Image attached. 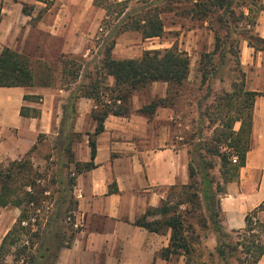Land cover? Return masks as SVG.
<instances>
[{
    "label": "trees",
    "instance_id": "trees-1",
    "mask_svg": "<svg viewBox=\"0 0 264 264\" xmlns=\"http://www.w3.org/2000/svg\"><path fill=\"white\" fill-rule=\"evenodd\" d=\"M43 1L47 6L32 18L33 21L39 20L53 3V0L49 4ZM133 1L137 6L131 5ZM182 3L192 4L188 11L192 19L208 22L214 32V50L202 54L203 82L215 55L224 60L228 53L240 52L233 49V25L248 20L253 31L243 32V38L250 46L264 50V38L255 30L258 13L264 9L261 0H95V4L106 11L101 28L108 30L104 41L107 49L95 73L85 70L81 58L67 54L61 57V87L71 90V94L59 133L51 151L43 157L47 165H37L33 156L39 151V144L47 140L46 134H40L37 143L23 157L0 162V207L14 206L20 210L17 221L0 243V264H58L60 251L71 247L80 230L75 215L77 177L97 167V136L105 130L107 117L130 116L135 91L160 81L169 84L170 94L172 86L184 84L190 74V55L176 45L147 49L138 58L119 59L113 56L117 38L127 31H137L143 39L163 37L166 30L162 14ZM33 7L24 3L23 12L31 15ZM224 29L225 36L221 34ZM237 61L241 65L240 60ZM57 70L52 62L34 60L5 47L0 54V87H51L56 83ZM241 74V82H235L234 94L226 92L221 97L227 110L216 137H199L197 143L184 141L193 146L188 151V182L170 186L160 205L148 208L135 221L151 232L171 231L169 245L160 251L166 260L184 256L185 264H196L192 256L201 241L197 227L211 229L217 235L216 253L224 264L233 258L238 264H258L264 255V222L257 218L258 212L264 209V202L247 214L244 229L228 232L223 225L221 196L228 183L239 179L240 170L246 165L252 143L254 102L258 95L264 94L248 90L245 72ZM110 77L114 78L112 85L108 82ZM82 97L93 99L96 105L93 116L97 127L95 132L88 133L90 161L78 160L75 152V144L82 138V133L74 130L77 101ZM37 98L25 95L27 100ZM169 100H155L138 112L150 117L159 106L173 107ZM21 114L37 117L40 111L23 106ZM205 114L212 123L213 118L206 112L200 114L201 121ZM237 122H240L238 129L235 128ZM233 156H237L236 162ZM218 165L221 180L212 173ZM117 189L116 183L110 186V192Z\"/></svg>",
    "mask_w": 264,
    "mask_h": 264
},
{
    "label": "crops",
    "instance_id": "crops-1",
    "mask_svg": "<svg viewBox=\"0 0 264 264\" xmlns=\"http://www.w3.org/2000/svg\"><path fill=\"white\" fill-rule=\"evenodd\" d=\"M261 2L264 4V0ZM24 3L46 7L42 0H1L0 54L3 48L10 47L33 59L50 61L64 53H77L93 42L106 17L105 9L97 6L95 0H53L41 18L33 21L37 7L27 15L23 12ZM255 30L264 38V9L258 13ZM240 59L246 88L264 93V50L244 41ZM110 79L114 81L113 77ZM70 94L71 90L57 85L0 87V158L23 157L40 134L57 136ZM25 95L39 98L27 100ZM165 95L166 91L160 94ZM23 106L38 108L39 116H23ZM95 106L91 98L77 101L74 130L82 133V138L75 144V152L81 161L91 160L88 133L95 132L97 127ZM141 106L133 99L135 111L130 116L109 115L105 130L97 136V167L79 174L74 190L78 201L76 225L80 230L71 247L60 251L58 264H173L174 259L166 260L160 255L169 245L171 231L151 232L135 221L148 208L158 207L170 186L188 182L189 153L188 149L170 143L171 125L160 121L174 118L170 109L159 108L156 113L159 121H151L137 113ZM114 183L118 189L110 192ZM263 202L264 94H261L254 102L252 143L246 165L241 168L239 179L228 183L221 196L225 230L244 229L247 214ZM257 218L264 222V209ZM175 264H185L184 256ZM258 264H264V255Z\"/></svg>",
    "mask_w": 264,
    "mask_h": 264
},
{
    "label": "rangeland",
    "instance_id": "rangeland-1",
    "mask_svg": "<svg viewBox=\"0 0 264 264\" xmlns=\"http://www.w3.org/2000/svg\"><path fill=\"white\" fill-rule=\"evenodd\" d=\"M46 1H49L48 4L51 2V0ZM137 4L136 1H133L131 5L137 6ZM34 6L37 7L35 16H38L41 8H45L43 5ZM45 6H47V4H45ZM49 6H51V3ZM191 7L192 4L182 3L176 5L173 11L162 14L166 30V34L163 37L143 39L139 32L127 31L117 38V43L113 50L114 57L126 59L141 57L147 49L167 48L176 45L190 55V74L184 84L172 86L169 94V84L166 82L160 83L159 81V83L155 85L152 83L145 88L135 91L131 98V114L135 111L133 99H135L137 103L142 104L141 107H143L155 100L160 101L164 98H170L169 102L173 103V107L166 106V108L170 109L169 111L174 115V118L167 120L162 119L160 121L171 125L172 136L170 143H174L176 148H186L188 151L193 146L191 147V145L185 144V140L197 143L199 137L201 139L216 137V134L219 132L218 129L222 128L223 119L226 118L225 110L227 109L221 97L226 92L234 94L235 82H241V71L244 72L242 66L239 65L237 61L240 60L241 62L240 52H235V54L228 53L224 60L220 56L215 55L213 64L208 66L209 74L206 82H203V73L200 70L202 54L207 52L210 53L214 50L215 37L208 22L192 19L191 14L188 12ZM33 9L35 8H31L32 12ZM233 30L232 37L235 39L233 49L234 51H238L240 50L242 42L247 41L243 38V32L248 30L251 32L253 31V27L248 24V20H244L237 26L233 25ZM107 31L108 30L102 31L101 28L93 39V42L88 43L89 46L87 49L80 50L77 53H64L55 60H44L57 65L58 70L55 73V85H62V65L60 60L65 54L76 56L77 58H81V60L83 59L82 62L85 66V70L88 69L93 73L96 72V67L101 64V60L107 49L106 43L104 42ZM226 32V29H224L221 31V34L225 36ZM108 82L111 85L114 84V81L110 78ZM163 91H166V95L161 97L160 94ZM161 107L164 106H159L155 114L148 117L149 120L159 121V119L156 118V113ZM138 110H136L137 113H140ZM204 112L209 113L213 118L212 123H210L207 114L203 116V122L201 121L199 116ZM229 114L232 116L234 115L233 112H229ZM239 127L240 122H237L235 128L238 129ZM46 137L47 140L39 144V151L33 154V156H35L34 162L37 165H47L43 157L51 151V147L55 142V135H47ZM234 157L235 156H233V158ZM214 159L218 160V157L215 156ZM10 160L12 159L9 157L0 158L1 163H7ZM53 170L54 169L51 170V173H53ZM212 173L218 180L222 179L219 165ZM19 214L20 210L17 207H0V243L6 231L12 226ZM197 230L201 234V241L196 245V252L192 256V261L196 264H224V262L220 261L216 253L217 235L214 231L211 229L202 230L200 227H197ZM180 258L181 256L174 257L173 264L177 263ZM9 259H11V257H9ZM184 259H186V257H184ZM227 264H238V262L233 258L230 259Z\"/></svg>",
    "mask_w": 264,
    "mask_h": 264
},
{
    "label": "built area",
    "instance_id": "built-area-1",
    "mask_svg": "<svg viewBox=\"0 0 264 264\" xmlns=\"http://www.w3.org/2000/svg\"><path fill=\"white\" fill-rule=\"evenodd\" d=\"M233 160L236 162V161H237V156H235V157L233 158Z\"/></svg>",
    "mask_w": 264,
    "mask_h": 264
}]
</instances>
